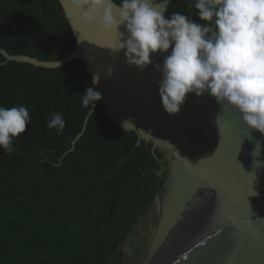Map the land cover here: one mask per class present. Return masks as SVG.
<instances>
[{"label":"trees","instance_id":"1","mask_svg":"<svg viewBox=\"0 0 264 264\" xmlns=\"http://www.w3.org/2000/svg\"><path fill=\"white\" fill-rule=\"evenodd\" d=\"M188 3L171 1L166 16L198 22ZM0 46L51 62L74 52L75 38L58 0H0ZM91 81L82 60L44 69L0 54V106L31 116L13 151L0 150V264H122L127 236L164 182L166 155L137 145L103 104L65 155L91 111L80 99ZM54 112L66 121L59 134L47 127Z\"/></svg>","mask_w":264,"mask_h":264},{"label":"water","instance_id":"2","mask_svg":"<svg viewBox=\"0 0 264 264\" xmlns=\"http://www.w3.org/2000/svg\"><path fill=\"white\" fill-rule=\"evenodd\" d=\"M58 1L74 34V52L51 62L11 55L1 46L0 54L6 62L44 69L82 60L91 79L95 73L100 77L96 90L102 99L92 112L103 104L112 122L137 133V145L151 142L166 155L164 182L140 219L158 201L155 228L138 264H264V167L253 165L254 159L264 164V135L248 133L235 110L221 111L207 93L188 94L177 114H166L153 65L143 71L128 67L123 51L112 53L116 33L105 32L98 22L84 24L79 19L83 9L72 0ZM171 1L152 3L166 16ZM150 58L153 64L163 61L158 53ZM92 112L65 155L75 149ZM256 144L260 154L254 158ZM144 237L138 223L123 244L124 257L133 255Z\"/></svg>","mask_w":264,"mask_h":264},{"label":"clouds","instance_id":"3","mask_svg":"<svg viewBox=\"0 0 264 264\" xmlns=\"http://www.w3.org/2000/svg\"><path fill=\"white\" fill-rule=\"evenodd\" d=\"M72 3L83 9L79 19L84 24L98 22L105 32L117 34L112 53L123 51L128 67L143 71L153 65L160 75L156 84L166 114H177L188 94L207 93L222 106L221 111L235 110L248 133L255 130L264 135V0H194V4L189 0L187 7L194 6L198 22L180 12L165 16L152 0ZM157 53L163 61L153 64L150 57ZM106 74L112 75L111 67ZM99 80L95 73L80 95L82 107H90L91 112L102 99L96 90ZM30 122L25 106H0V150L11 153L13 140L25 133ZM65 124L60 113L47 118V127L58 134ZM257 144L254 158L260 154ZM253 165L264 167L256 159Z\"/></svg>","mask_w":264,"mask_h":264},{"label":"rangeland","instance_id":"4","mask_svg":"<svg viewBox=\"0 0 264 264\" xmlns=\"http://www.w3.org/2000/svg\"><path fill=\"white\" fill-rule=\"evenodd\" d=\"M157 215H158V203L156 202L151 207L148 215L140 222L139 227H142L143 230L142 229L141 230L145 234V237L142 243L140 244V246L138 247V249L135 251L133 255H131L130 257L123 258L122 264H138L140 262L142 256L144 255L148 247V243L151 239V236L153 234L156 220H157Z\"/></svg>","mask_w":264,"mask_h":264},{"label":"bare ground","instance_id":"5","mask_svg":"<svg viewBox=\"0 0 264 264\" xmlns=\"http://www.w3.org/2000/svg\"><path fill=\"white\" fill-rule=\"evenodd\" d=\"M157 203H158V201H157ZM152 234V233H151Z\"/></svg>","mask_w":264,"mask_h":264}]
</instances>
